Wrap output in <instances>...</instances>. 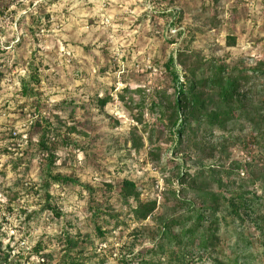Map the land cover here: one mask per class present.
<instances>
[{"label": "rangeland", "instance_id": "obj_1", "mask_svg": "<svg viewBox=\"0 0 264 264\" xmlns=\"http://www.w3.org/2000/svg\"><path fill=\"white\" fill-rule=\"evenodd\" d=\"M182 50L230 66L263 61L264 0H0V264H264L254 222L264 194L251 177L264 171V140L236 120L206 136L213 157L191 151L183 160L150 107L157 92L173 93L164 66ZM178 168L201 172L205 190L227 199L257 198L243 223L221 207L212 251L178 238L179 227L161 235L160 219L199 202ZM56 174L73 183L52 182ZM123 180L140 202L156 201L145 221L121 197Z\"/></svg>", "mask_w": 264, "mask_h": 264}, {"label": "trees", "instance_id": "obj_2", "mask_svg": "<svg viewBox=\"0 0 264 264\" xmlns=\"http://www.w3.org/2000/svg\"><path fill=\"white\" fill-rule=\"evenodd\" d=\"M227 45L234 46L235 38L227 37ZM179 66L181 70H177ZM168 79L174 89L171 95L166 90L157 92L156 102L151 103V109L160 113L159 118L165 131L170 134L169 141L173 144L174 156L183 157L189 161L191 151L206 154L213 157L215 146L209 144L206 136L213 132H226L230 123L243 120L250 124L259 138L264 140V60L257 62L253 67L230 66L223 62L206 60L194 51L182 50L170 57L164 66ZM22 88L25 86L22 85ZM25 92V89L23 90ZM123 100V97L120 98ZM109 98L98 101L99 107L104 108ZM143 102L138 106V116L135 117L142 124ZM131 143L133 149H139L142 145L141 137L137 135L136 129L131 130ZM39 146L43 151L47 150L43 138ZM150 157L159 162V155L155 152L149 153ZM53 159H50V163ZM238 169V164L234 166ZM247 167H250L247 164ZM234 168V169H235ZM176 178L181 185L187 184L191 192L199 202H187L189 204L186 212L160 219L163 228L161 235L166 237L174 227H179L181 238L186 237L192 243H197L200 250H214L218 243V219L217 212L223 205L241 223L245 216L253 214V206L257 198L254 194L240 191L232 198H225L221 194H215L205 190L203 175L188 174L176 170ZM222 177L223 170L213 171ZM230 175V172H227ZM254 181L261 182V191L264 194V171L251 172ZM55 183H73V180L62 177L59 174L50 176ZM219 189L222 188V180L215 182ZM120 195L123 200L132 199L137 203L131 213L137 222H143L156 210V201L140 202L139 193L135 184L123 180L120 185ZM174 196V194H173ZM177 206L182 207L184 200L177 196ZM207 214V216H205ZM55 215L58 213L55 211ZM258 229L264 233V218L258 216ZM97 232L101 234L97 228ZM102 235V234H101ZM68 249H73L68 240ZM39 251L36 246L34 252ZM68 264H80L76 261ZM214 264H223L215 259Z\"/></svg>", "mask_w": 264, "mask_h": 264}]
</instances>
